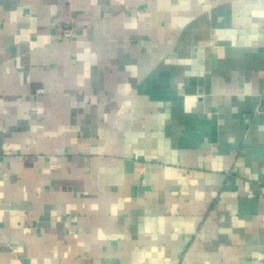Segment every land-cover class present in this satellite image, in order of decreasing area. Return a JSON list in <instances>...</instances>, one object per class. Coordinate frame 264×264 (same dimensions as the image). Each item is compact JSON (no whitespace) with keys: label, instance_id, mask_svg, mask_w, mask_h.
I'll list each match as a JSON object with an SVG mask.
<instances>
[{"label":"crops","instance_id":"0c3cea01","mask_svg":"<svg viewBox=\"0 0 264 264\" xmlns=\"http://www.w3.org/2000/svg\"><path fill=\"white\" fill-rule=\"evenodd\" d=\"M0 264H264V0H0Z\"/></svg>","mask_w":264,"mask_h":264}]
</instances>
